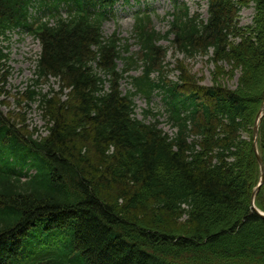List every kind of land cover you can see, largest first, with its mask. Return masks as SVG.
Segmentation results:
<instances>
[{
  "label": "trees",
  "instance_id": "obj_1",
  "mask_svg": "<svg viewBox=\"0 0 264 264\" xmlns=\"http://www.w3.org/2000/svg\"><path fill=\"white\" fill-rule=\"evenodd\" d=\"M118 1L129 3L0 0V36L26 29L39 42L23 95L37 101L47 128L33 138L0 112V264H264V219L251 204L264 0H206L205 18L171 0L164 34L148 12L136 16L135 54L103 34ZM250 8L251 24L241 26ZM162 41L184 59L206 57L211 85L182 70L166 80ZM8 62L0 47V95ZM49 80L58 89L43 93ZM136 97L148 105L159 97L157 112L136 119ZM256 146L264 167V115ZM254 205L264 212V184Z\"/></svg>",
  "mask_w": 264,
  "mask_h": 264
},
{
  "label": "rangeland",
  "instance_id": "obj_2",
  "mask_svg": "<svg viewBox=\"0 0 264 264\" xmlns=\"http://www.w3.org/2000/svg\"><path fill=\"white\" fill-rule=\"evenodd\" d=\"M178 3H184L190 7L191 12L198 10L205 17V1L204 0H178ZM172 9L171 0H137V3L131 2L128 6H123L121 3L114 8L113 16L103 25V34L105 37L115 33L120 39L126 40L129 44L131 54L137 52V47L130 38L133 26L134 14L138 11L149 10L152 13V27L159 33H165L167 30V14ZM34 15V14H33ZM252 9H245L240 14V25H250L252 19ZM161 45L164 48H169L167 41H162ZM0 47L4 52L9 54V76L4 84V90L0 95V112L10 119V122H15L17 129L21 132L32 133L33 138L43 137L46 135V123L43 120L41 110L38 108L37 101L30 102L23 95L29 86L32 85L33 70L35 61L37 60L40 48L36 40H34L25 30H13L6 33L5 36H0ZM164 77L168 81L177 82L180 76V70L183 74L190 78L192 83L199 87H208L212 83L213 67L208 63L206 57H197L195 59H184L183 56L175 54L172 50L167 53L165 58ZM118 67L122 68V63H118ZM138 73L132 72L131 75ZM225 84L233 88L235 80L228 81L224 77ZM2 85V84H1ZM0 85V88H1ZM43 93H47L50 88L57 90L58 84L55 80H49L48 84L38 86ZM123 90L129 88L127 83L122 84ZM22 96H20V95ZM38 99V98H37ZM20 101V107H16L15 101ZM159 98H154L151 107L154 112L158 110L157 105ZM9 104L6 105V102ZM135 118L142 120V112L148 108L144 99L136 97L134 99ZM24 119L22 123L21 120ZM161 128L164 132L170 133V130L164 125L165 120L160 119Z\"/></svg>",
  "mask_w": 264,
  "mask_h": 264
},
{
  "label": "water",
  "instance_id": "obj_3",
  "mask_svg": "<svg viewBox=\"0 0 264 264\" xmlns=\"http://www.w3.org/2000/svg\"><path fill=\"white\" fill-rule=\"evenodd\" d=\"M263 113H264V105L261 107V109H260V111H259V114H258L257 117H256V124H255V126H254V131H253V139H254V141H256V138H257V135H258V131H257V130H258V124H259V122H260V120H261V118H262ZM257 158H258V157H257ZM257 160H258V164H259V166H260V168H261V180H260V183L258 184V186H257L255 192H258L259 189H260V186H261L262 184H264V169H263V167H262V161L260 160V158H258ZM254 194H255V193H254ZM254 194H253V195H254ZM261 216L264 218L263 215H261Z\"/></svg>",
  "mask_w": 264,
  "mask_h": 264
}]
</instances>
